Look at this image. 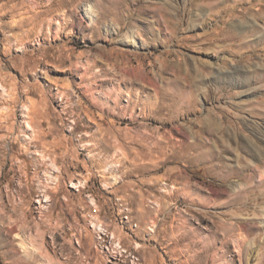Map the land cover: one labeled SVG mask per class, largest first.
<instances>
[{
	"label": "rangeland",
	"instance_id": "1",
	"mask_svg": "<svg viewBox=\"0 0 264 264\" xmlns=\"http://www.w3.org/2000/svg\"><path fill=\"white\" fill-rule=\"evenodd\" d=\"M0 264H264V0H0Z\"/></svg>",
	"mask_w": 264,
	"mask_h": 264
},
{
	"label": "bare ground",
	"instance_id": "2",
	"mask_svg": "<svg viewBox=\"0 0 264 264\" xmlns=\"http://www.w3.org/2000/svg\"><path fill=\"white\" fill-rule=\"evenodd\" d=\"M99 24L102 25V23H100L99 20H94L93 23H92V28H93V30H94ZM232 27H233V26H232ZM95 30H96V29H95ZM235 32H236V31H235ZM134 38H136V36H133V39H134ZM31 51H32V50H31ZM27 52H28V51H27ZM27 52H26V53H27ZM112 54L114 55L113 52L108 53V54H106V55H107V56H109V55L111 56ZM96 61H97V60H95L94 63H96ZM181 71L183 72V70H181ZM184 72H185V71H184ZM185 74H186V73H185ZM146 76H147V74H146ZM146 76H145V77H146ZM151 79H152V78H151ZM188 79H190L189 76H188V78H186V80H188ZM106 81H107V80H106ZM110 91H111V89L108 88V92H110ZM121 94H122V93H121ZM12 145H13V144H12ZM237 162H238L239 164H242V162H243V158L238 157V158H237Z\"/></svg>",
	"mask_w": 264,
	"mask_h": 264
}]
</instances>
